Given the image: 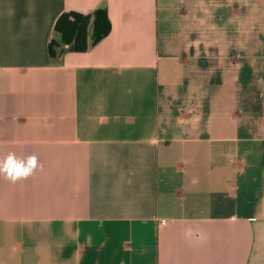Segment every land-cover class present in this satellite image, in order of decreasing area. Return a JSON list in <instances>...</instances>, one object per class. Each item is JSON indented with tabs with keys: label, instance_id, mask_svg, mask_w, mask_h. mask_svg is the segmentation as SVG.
Wrapping results in <instances>:
<instances>
[{
	"label": "crops",
	"instance_id": "obj_1",
	"mask_svg": "<svg viewBox=\"0 0 264 264\" xmlns=\"http://www.w3.org/2000/svg\"><path fill=\"white\" fill-rule=\"evenodd\" d=\"M9 152L42 168L0 176V264H264V0H0Z\"/></svg>",
	"mask_w": 264,
	"mask_h": 264
},
{
	"label": "trees",
	"instance_id": "obj_2",
	"mask_svg": "<svg viewBox=\"0 0 264 264\" xmlns=\"http://www.w3.org/2000/svg\"><path fill=\"white\" fill-rule=\"evenodd\" d=\"M109 25L104 7L89 13L63 12L55 21L56 36L49 40L48 54L56 56L65 50H86L107 34Z\"/></svg>",
	"mask_w": 264,
	"mask_h": 264
},
{
	"label": "clouds",
	"instance_id": "obj_3",
	"mask_svg": "<svg viewBox=\"0 0 264 264\" xmlns=\"http://www.w3.org/2000/svg\"><path fill=\"white\" fill-rule=\"evenodd\" d=\"M38 167L42 168V165L38 163V157L35 154L20 158L14 152H9L0 158V176L12 183L27 179ZM193 182L195 183V180ZM193 235L191 228L185 230L186 238H191ZM200 238H205L203 233Z\"/></svg>",
	"mask_w": 264,
	"mask_h": 264
}]
</instances>
